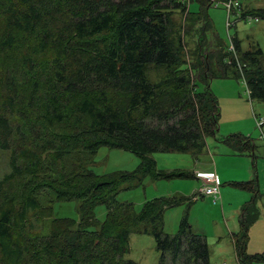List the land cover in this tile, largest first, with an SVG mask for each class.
I'll return each mask as SVG.
<instances>
[{
	"label": "trees",
	"instance_id": "trees-1",
	"mask_svg": "<svg viewBox=\"0 0 264 264\" xmlns=\"http://www.w3.org/2000/svg\"><path fill=\"white\" fill-rule=\"evenodd\" d=\"M208 1L213 0L202 2ZM238 3L228 15L242 9ZM176 11L187 14L189 23L201 21L204 35H210L198 43L189 73L183 68L184 41L172 20ZM205 11L202 6L190 13L185 0H0V152L8 158V172L0 177V264H136L121 260L132 229L161 225L164 210L185 199H155L136 214L116 196L122 184L142 176L197 178L180 169L157 172L150 155H198L207 135L217 137L212 65L221 78L239 69L249 98L264 101L262 51L243 53L236 37L224 47ZM241 17L264 19V9ZM150 66L167 70L162 82L149 80ZM222 142L240 153L253 148L240 134ZM103 146L136 154L139 166L102 176L75 164L69 171L66 156L94 155ZM48 190L49 203L79 201L80 216L55 218L49 234L41 236L31 220L39 223L52 212L39 200ZM255 198L242 207L234 235L238 264L264 263V254L246 253L248 229L258 218ZM98 204L106 206L104 222L94 218ZM144 233L153 236L160 264H209L206 237L186 215L174 236Z\"/></svg>",
	"mask_w": 264,
	"mask_h": 264
},
{
	"label": "rangeland",
	"instance_id": "rangeland-1",
	"mask_svg": "<svg viewBox=\"0 0 264 264\" xmlns=\"http://www.w3.org/2000/svg\"><path fill=\"white\" fill-rule=\"evenodd\" d=\"M185 1L190 13H199L202 6L204 7V10L206 9L205 14L211 22L210 25L212 26V30L218 41L224 47L229 48L231 46L230 38L236 37L240 42L241 51L243 53L252 52L259 48L262 51V56H259V63L260 67L264 69V19L255 21L253 18L241 17V14L245 12L264 9V0H238L242 9L235 10L230 13V15H228V12L223 5L225 0H213L208 1V3L202 2L205 0ZM190 15L194 16L192 14ZM195 15L199 16L198 14ZM172 20L175 26H177L184 41V60L186 65L183 68L189 73L190 65L195 61L194 55L198 43L200 40H204V36L209 37L210 35L209 33H205L204 35L203 30H201V26L203 25L201 21L196 24L189 23L187 14H182L181 12L176 11L172 15ZM231 55L235 56V53L232 52ZM211 69L214 72L215 77L211 80L209 87L211 93L218 101L220 113L218 119L219 132L217 137L207 135L204 138L203 151L205 152L200 157L199 155L201 153L194 155L192 152L151 154L150 157L155 161L157 172L180 169L190 172L192 176L193 174L195 175V171H197V169L199 170L197 159L201 161L208 156L211 159L213 157L217 158L218 154L216 151L219 148L229 149L221 141L232 134H240V132H237L238 130L243 131V137L249 136L251 140L255 142L258 147L256 154L263 155L264 140L262 139L263 136L256 125L254 117L264 118V101L249 98L239 69V71L236 69H230L228 76L225 78L219 77L220 69L217 65L213 64ZM236 71H238L240 75H238ZM234 72L238 75L237 77L234 76ZM167 74V70L162 67L150 66L147 68V76L149 80L154 83L162 82ZM190 74L193 73L190 72ZM233 89L237 96L242 98V100H245L248 105V111L247 109H241L240 113L238 112L237 114H234L226 105L225 108L227 111L223 110V101L226 100L224 98L228 97V94L226 93H229ZM198 91H201V87ZM74 119V116L70 119V125H68V127L72 128L74 126ZM60 128L62 129V126L58 127L59 130H61ZM262 130L264 133V126ZM7 160V154L0 152V177L8 172ZM64 162L67 164L69 171L74 169L73 167L75 164V167H87L95 175L102 176L122 171L132 172L139 166L140 158L129 151L103 146L100 147L94 155H86L83 153L70 154L65 157ZM196 185H198V182L195 178L187 177L186 179L173 178L165 180L153 179L151 175L142 176L141 180L135 179L122 184L119 193L116 196V201L121 204H131L132 211L136 214L141 212L142 207L146 202L155 199L180 197L185 199L183 203L168 207L164 210L161 225L141 223L132 229L128 239V253L121 259L123 262L131 260L136 264H160L161 253L156 249L153 236L144 233L145 230L162 231L163 234L174 236L178 232L182 218L186 215L188 223L192 226L193 230L206 237L209 264H238L232 240H230L228 234V229L235 227L233 224L235 219L233 216L228 217L226 212L223 216L221 210V206H224L225 210L229 211L227 208V199L225 198V196H228L225 195L224 198L221 199V203L220 200H217V203H214V198L212 197L195 193L193 194V191L197 190ZM222 188H227V186L224 185L221 189ZM233 193L236 194V196H229L228 199L230 202L235 198H240V196H242L240 194L242 191L233 189ZM51 194L53 195L49 190L44 191V193L39 196V200L44 209H49L50 206H52V212L49 211V214L43 217L42 221L39 223H36L34 219L31 220L34 227L39 225L37 231L41 236L49 234L55 218L78 220L80 216L79 201H54L53 203H49V200H53ZM194 195L196 196V200H193V202L191 200L189 204L188 198L193 197ZM259 204H264V197L260 198ZM106 212V206L104 204H98L93 211L94 218L99 222H104ZM263 217L264 216L260 219V223L264 222ZM89 229L92 230L91 228ZM258 246L263 248L264 243L260 242L258 243Z\"/></svg>",
	"mask_w": 264,
	"mask_h": 264
},
{
	"label": "crops",
	"instance_id": "crops-1",
	"mask_svg": "<svg viewBox=\"0 0 264 264\" xmlns=\"http://www.w3.org/2000/svg\"><path fill=\"white\" fill-rule=\"evenodd\" d=\"M235 90H231L228 94L226 100L223 101V110L227 111L225 105L232 111V113L237 114L241 112V109H248V105L246 104L245 100H242L239 96L234 93ZM220 100V99H219ZM257 118V117H256ZM255 119V117H254ZM263 128V127H262ZM219 132V130H218ZM240 135H242L243 131L238 130ZM238 134V133H237ZM218 135V134H217ZM249 135V134H248ZM243 136V135H242ZM249 140L251 138L246 136ZM264 140V138L262 137ZM221 141V140H220ZM222 142V141H221ZM224 143V142H222ZM229 149L227 148H219L216 152L218 157L210 158L205 157L201 161L197 159V164L199 165V170L195 171V175L197 173H213L215 174L216 181L219 185V197L217 200L225 198L227 199V208L229 211H226L224 206H221V210L223 216L225 212L228 214V217L233 216L235 219L233 224L235 227H231L228 229V234L230 236V240L233 239L234 235L240 232V216H241V209L242 207L248 203L253 197L255 201L253 204L255 205L256 209L258 210V218L257 220L251 224L248 229V241L246 245V253L248 255H255V254H264V246L263 248L258 246V243H264V222L260 223V219L264 216V204H259V200L261 197H264V153L263 155H257L256 151H258V147L256 146L255 142L251 140V144L253 148L245 149L243 153H240L242 149L240 148H233L231 145H227L224 143ZM205 151H203L200 155L202 156ZM207 154V153H206ZM262 154V153H258ZM198 185H196L197 190L193 191V194H200L199 188L201 185V181L197 178ZM251 183V184H250ZM240 184H247V186H240ZM227 186V188H222V186ZM195 187V186H194ZM256 187V192H254L253 188ZM233 189L242 191L240 193L242 196L240 198H235L230 202L228 199L229 196H236L233 193ZM231 193V194H225ZM255 194V195H254ZM210 197V196H209ZM217 200L214 203H217ZM237 216V222H236ZM264 219V217H263ZM233 228V229H232ZM230 230V231H229ZM237 230V231H236ZM199 233V232H197ZM200 234V233H199ZM203 235V234H202ZM204 236V235H203ZM234 249V245H233ZM235 253V250H234Z\"/></svg>",
	"mask_w": 264,
	"mask_h": 264
},
{
	"label": "built area",
	"instance_id": "built-area-1",
	"mask_svg": "<svg viewBox=\"0 0 264 264\" xmlns=\"http://www.w3.org/2000/svg\"><path fill=\"white\" fill-rule=\"evenodd\" d=\"M225 9L230 11L232 8H235L239 5L238 0H226L223 3ZM232 49V47H231ZM246 87V86H245ZM247 89V88H246ZM247 94L249 95V91L247 90ZM256 125L263 136L262 127L264 126V118H256ZM196 177L201 181V188L199 193L201 195L210 196L214 198L216 201L219 197V185L216 181L215 174L213 173H197Z\"/></svg>",
	"mask_w": 264,
	"mask_h": 264
}]
</instances>
